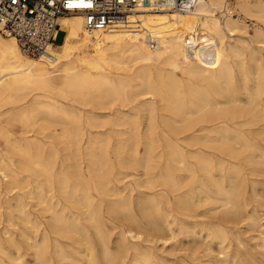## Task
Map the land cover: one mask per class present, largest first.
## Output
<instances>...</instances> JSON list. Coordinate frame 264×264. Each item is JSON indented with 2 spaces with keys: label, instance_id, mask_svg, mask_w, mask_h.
Masks as SVG:
<instances>
[{
  "label": "bare ground",
  "instance_id": "obj_1",
  "mask_svg": "<svg viewBox=\"0 0 264 264\" xmlns=\"http://www.w3.org/2000/svg\"><path fill=\"white\" fill-rule=\"evenodd\" d=\"M225 2L200 0L188 11L145 4L128 17L125 25L110 30L87 31L82 14L65 15L58 20L65 32L62 43L48 46L45 53L33 58L21 52L13 35L0 32V108L11 105L7 113L12 120L26 123L29 118L42 115L36 131L43 133L52 125L59 126V131L47 137L57 139L64 150L77 151L82 147L88 151L86 172L77 162L73 163V172H67L57 161L53 143L48 147L37 139L23 143L10 137L0 126V138L8 147L6 155L0 154V171L7 183H17L18 174L9 168L10 164L35 171L37 177L33 205L44 214L47 227L30 217L25 204L19 202L16 206L20 221L30 224L32 229V235L24 229L21 233L33 249V264H158L150 247L142 249L138 243L129 244V239H144L142 231H147L144 240L169 243L181 232V227H173L176 219L170 212L164 213L165 227L127 226L128 230H119L115 242L110 240V230L100 227L97 210L101 203L96 207L98 201L93 192L114 196H120V192L110 186L106 150L102 149L103 153L96 156L90 149L96 145L98 136L91 132L87 135L84 130L82 109L78 105L86 106L85 95L104 94L103 104L110 110H114L111 102L120 103L122 109L114 111L123 114L117 119L118 124L129 129L127 140L135 147L143 143L144 158L134 159L143 164L141 183L150 190L157 182L164 186L158 195L167 205L171 193L177 205L181 201L176 193L183 184L178 171L190 172L191 180L203 173L217 187L213 192L199 184L204 199L218 200L223 194L225 203H229L233 195L225 191L222 180H214V171L219 172L220 178L238 179L242 175L241 166L228 158L245 157L248 150L259 151L258 157L264 162V0H234L235 7L242 12L239 13L257 20L252 31L240 16L222 11ZM233 65L237 67V75ZM248 74L253 75L252 89L245 83ZM240 88L248 94V108L239 105L236 96ZM138 96L144 98L136 103ZM257 109L261 115H257ZM140 112H145L146 117L143 135L135 120ZM158 112L162 114V126L156 120ZM113 114L98 118L89 111V119H102L101 124L113 123ZM194 146H198L195 151H187V147ZM188 157L195 160V165ZM162 159L164 165L158 169ZM27 185L28 180L19 181L20 187ZM56 194L83 209L84 217L71 213ZM149 199L155 201L156 197L150 195ZM128 204L125 200L112 205ZM81 218L93 227L82 223ZM133 223L139 224L136 220ZM222 232L218 231L219 237L225 239ZM1 233L0 229V264H4L1 254L11 262L25 264L19 254L12 259ZM261 242L264 247V237Z\"/></svg>",
  "mask_w": 264,
  "mask_h": 264
},
{
  "label": "rangeland",
  "instance_id": "obj_2",
  "mask_svg": "<svg viewBox=\"0 0 264 264\" xmlns=\"http://www.w3.org/2000/svg\"><path fill=\"white\" fill-rule=\"evenodd\" d=\"M226 3L227 0L225 5ZM233 3L235 4L234 1ZM238 11L241 12L239 9ZM219 14H223V12L218 13V15ZM70 15L72 14H69L68 16ZM251 19L255 20L257 23L256 19ZM63 35L64 33L62 31L58 32L55 41L57 46L62 43ZM233 72L237 75V67L235 65H233ZM250 75L251 74H248L245 83L249 89H252L254 87V79L253 75ZM237 94L236 97L240 100L239 105H243V108H248L249 105L246 104L249 100L248 94L241 88ZM103 95L102 93H100V96L85 95L83 99L87 102L86 106L77 105L82 109V122L85 133L88 135V133L91 132L94 136L99 137H97L96 145L94 147L91 145L90 149H92V152L96 153V156H100L103 153L102 149L106 150V166L110 186L115 187L120 192V196L107 194L97 195L93 192L95 197L94 199L98 201L95 203L96 207L101 203L100 209L97 210L100 227H106L107 230H110V240L115 242L118 239V232L121 228L128 230V227H165L164 213L170 212V214L176 219L173 227H181V232L175 239L168 240L169 243H167V241L163 243L161 240L157 239L156 241L155 239L152 243L151 241L144 240L146 238L145 234L148 232L142 231V237L144 239L132 241L128 238L129 244L131 242L138 243L142 249L150 247L152 252L157 257L156 262L158 264H264V255H262L264 254V247L261 242V238L264 237V162H262L260 156L258 157L260 152L256 150H248L245 152V157L241 156L234 160L227 157L232 163L235 162L239 165V167L241 166L240 175H242L238 179L234 177L220 178L219 172L214 171V180L217 182H219V180L223 181L222 185L225 191H227L229 195H233L232 202L230 201L229 203H225L226 199L223 194L219 195L221 200L219 198L218 200H211L206 197L204 199V194L201 193V187L199 184L214 192L217 190L214 182L206 180L203 173H198V177L195 176V180H191V173L181 170L177 173L179 178L183 180V184L176 192L177 194H180L181 201L177 205L174 194L171 193L169 195L170 203L167 205L165 199L158 195L159 191L162 188H165L164 186H161L160 183L157 182L155 183L156 187L150 190L146 186L144 187L142 185L141 182L144 179L143 164L137 163L134 159L137 158L142 160L144 158L143 143H139L135 147L131 140H127L130 137L129 129L126 125L118 124L117 119L122 117L123 114H121L122 112L115 114L114 111L117 108L122 109V107H120V103L118 101L111 102V108L114 110H110L103 104V102H106ZM141 98L144 97L138 96L136 103H139V100H142ZM9 108H11V105L0 108V126L6 129L7 134H9L10 137L21 139V142L23 143L27 141L33 142L34 139H37L45 143V147H48L51 142L56 148L57 161L62 163V166L68 170L67 172H73L72 169L74 168L73 166L76 162L79 163L82 170L86 172V154L88 152L86 149L81 147L77 151L64 150L62 149V145L58 143L59 141L57 139L47 137L49 133L57 130L59 131V126L52 125L43 133H39L36 130L39 127V121L43 119L42 115L29 118L28 123L24 120L15 121L12 120V117L7 113ZM123 109L125 111L127 108L124 107ZM89 111H92V113L98 116V118L103 117L108 113H114L112 116L113 123L104 122L101 124L100 122L102 119H98L96 121L91 120L89 119ZM255 112L257 115L262 114L259 109L255 110ZM129 114H132V111H130ZM161 115L162 114L158 112L156 120L159 125L162 126ZM128 118L129 117L126 116L125 119L129 120ZM145 118V112H140L135 117V120L139 122V130L142 135L145 132ZM31 119H33V121ZM32 122L35 126H33ZM89 123L96 126L90 127ZM1 141L2 139L0 138V142ZM197 147L198 146L187 147L186 149L187 151L193 152L197 149ZM73 151L76 153V156H73ZM6 152H8V147L2 141L0 143V154L4 156L6 155ZM187 159L190 163L195 165V160L193 158L188 157ZM163 165L164 159L159 161L158 169L162 168ZM8 166L11 170L18 174L16 175L18 184L12 182L7 183V179L3 177V174L0 171V229L2 231L1 236L3 245L7 249L6 251L10 252L12 259L14 257L16 258L19 254L23 257L22 260L25 264H33V249L28 246L29 244L25 241L24 235L21 233V230L24 229L28 235H32V229L30 228V224L20 221V216L16 210V206L19 202L25 204V208L31 214L30 217L32 219L36 218L37 221H41L42 227H47L45 224L46 219L44 218V214H41L37 210L38 207H34L33 205L36 202V199L34 198V187L36 185L37 177L35 176V171H25V169L12 164ZM227 167L231 168V165H228ZM227 174H231V171H228ZM26 180H28V185L24 188L20 187L19 181ZM188 189H191V191H188ZM30 191L32 194H30ZM150 195H155L156 200L151 201L149 199ZM56 196L60 199V202L64 204L69 211H71V213L80 214L84 217V215H82L83 209H80L77 205L68 202L57 194ZM202 199L203 201H201ZM125 200L129 202L128 205L122 207L113 206L115 203ZM198 200H200V202ZM243 208L245 210H243ZM172 218L173 217H169V220H172ZM6 219L9 220V222L6 221ZM133 220H136L139 224L135 225ZM81 221L84 224L88 223V221H85L82 218ZM154 223H156L157 226ZM87 225L88 227H93L89 226V224ZM3 231H5V234ZM218 231H223L222 233L225 234V239H221V237H219L220 235L218 234ZM247 231L248 233H246ZM114 246L115 245L113 244V247ZM17 248H19V251H17ZM1 256L4 264H18L14 260L11 262V259L6 255L1 254ZM161 260H164V262Z\"/></svg>",
  "mask_w": 264,
  "mask_h": 264
},
{
  "label": "built area",
  "instance_id": "obj_3",
  "mask_svg": "<svg viewBox=\"0 0 264 264\" xmlns=\"http://www.w3.org/2000/svg\"><path fill=\"white\" fill-rule=\"evenodd\" d=\"M200 0H0V32L13 35L22 53L39 57L48 46H55L60 28L59 18L69 14H82L87 31L116 29L127 23L128 17L145 4L154 8L169 7L188 11ZM227 0L223 12L240 16L249 31L255 20L244 17ZM63 35V38H64ZM63 40V39H62ZM154 44L151 41V45ZM191 44V42H188Z\"/></svg>",
  "mask_w": 264,
  "mask_h": 264
}]
</instances>
